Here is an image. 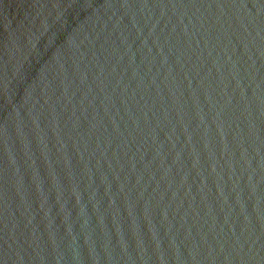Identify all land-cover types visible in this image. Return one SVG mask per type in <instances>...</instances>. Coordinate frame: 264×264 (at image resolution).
I'll return each mask as SVG.
<instances>
[{
    "label": "water",
    "instance_id": "95a60500",
    "mask_svg": "<svg viewBox=\"0 0 264 264\" xmlns=\"http://www.w3.org/2000/svg\"><path fill=\"white\" fill-rule=\"evenodd\" d=\"M0 264H264V0H0Z\"/></svg>",
    "mask_w": 264,
    "mask_h": 264
}]
</instances>
